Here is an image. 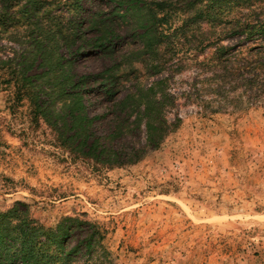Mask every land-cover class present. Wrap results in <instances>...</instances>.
<instances>
[{
	"label": "rangeland",
	"instance_id": "rangeland-1",
	"mask_svg": "<svg viewBox=\"0 0 264 264\" xmlns=\"http://www.w3.org/2000/svg\"><path fill=\"white\" fill-rule=\"evenodd\" d=\"M82 5L84 22L113 10L102 0ZM186 19L171 12L165 25L171 37L168 48L164 45V52L173 51L167 65L173 93L182 97V124L136 165L97 170L74 159L47 124L31 122L28 103H16L13 90L0 85V211L23 201L46 227H56L65 217L86 222L73 232L68 248L94 227L104 236L103 247L86 253L82 246L66 264H264V101L242 112H206L205 102L217 97L196 90L205 76L195 63L194 33L181 50ZM130 25L116 24L121 38L115 56L91 52L78 60L76 71L97 73L114 63L134 62L143 77L134 76L129 84L158 80L148 61L141 64V56L129 52L138 47ZM238 44L239 37L224 41ZM108 99L89 95L96 102L90 114L106 111ZM95 125L100 132L109 130L108 120Z\"/></svg>",
	"mask_w": 264,
	"mask_h": 264
},
{
	"label": "trees",
	"instance_id": "trees-1",
	"mask_svg": "<svg viewBox=\"0 0 264 264\" xmlns=\"http://www.w3.org/2000/svg\"><path fill=\"white\" fill-rule=\"evenodd\" d=\"M84 1L94 0H0V85L13 90L16 103L27 102L31 122L47 124L74 159L97 170L130 167L181 126L182 97L173 93L164 52L171 12L187 16L181 50L190 32L196 38L195 63L205 76L196 90L217 97L205 102L206 112H242L264 101V0H102L113 5L112 12L94 13L88 22L79 15ZM121 22L131 23L138 45L129 52L140 55L141 64L148 61L158 80L129 84L143 74L134 62L97 73L76 71L78 60L91 52L115 56ZM236 37L240 44L224 45ZM207 49L211 53L199 61ZM179 62L185 66L184 59ZM96 93L109 98V107L93 116L96 102L89 95ZM98 120H108L109 130L100 132ZM85 225L65 217L46 227L33 218L30 204L17 201L0 211V264H66L82 246L86 253L103 247L104 236L90 225L94 232L68 248L73 232Z\"/></svg>",
	"mask_w": 264,
	"mask_h": 264
}]
</instances>
